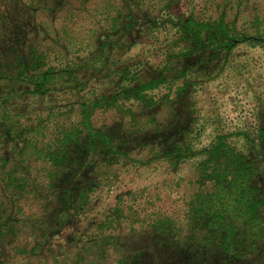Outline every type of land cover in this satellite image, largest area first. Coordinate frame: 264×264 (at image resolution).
<instances>
[{"label": "rangeland", "instance_id": "374dc122", "mask_svg": "<svg viewBox=\"0 0 264 264\" xmlns=\"http://www.w3.org/2000/svg\"><path fill=\"white\" fill-rule=\"evenodd\" d=\"M62 1L56 11L37 16L33 42L41 65L22 70L32 76L20 75L23 87L36 89L39 74L33 75L48 65L60 70L81 64L83 70L43 97L24 96L8 111L10 101L0 103V223L23 219L2 240L0 264H264V239L247 241L233 232L229 249L238 255H230L224 252V226L213 233L205 222L189 221L195 194L213 189L216 171H209L222 160L216 159L219 148L227 160L243 156L234 166L252 162L257 176L250 181L259 179L257 186L264 188V46L237 42L218 51L215 37V21L234 31L264 32V0ZM142 67L144 76L137 72ZM154 77L162 84L140 94L154 107L142 109L120 92ZM76 83L80 90H70ZM85 93L94 101L93 131L111 138L110 125L117 124L130 140L115 159L102 138L101 145H92L93 139L81 145L104 158L94 154L96 162H86L90 173H83L81 185L95 186L90 184L85 205L70 216L61 212L76 200L78 188L57 205L47 183L54 173L52 151L79 122L77 104ZM6 115L14 125L2 119ZM164 140L174 155L157 146ZM207 157L201 174L199 162ZM234 179L225 183L223 192H232L225 204L243 194V188L234 192L241 176ZM55 217L61 220L52 223ZM156 222L158 240L151 235ZM135 249L145 254L131 261Z\"/></svg>", "mask_w": 264, "mask_h": 264}, {"label": "trees", "instance_id": "16d2710c", "mask_svg": "<svg viewBox=\"0 0 264 264\" xmlns=\"http://www.w3.org/2000/svg\"><path fill=\"white\" fill-rule=\"evenodd\" d=\"M62 2V0H0V75L3 77L2 80L0 79V103L10 101L9 105L5 106L6 111H8L10 105H17V100H21L24 96L37 95L43 97L51 93L53 90L57 89L58 84L77 79L75 72L83 70L81 64H73L71 67L60 70L54 68L52 65L43 68L38 67L39 72L33 75L37 76L39 74V81L36 84V89L30 90L23 87L25 85V77L32 78V76L23 73L22 70L28 69L30 64L36 63V66L41 65L40 62H36L40 61V56L37 55L36 45L34 43L36 42L34 40L38 37L37 32L39 31V19L37 16H39L41 11H49L51 13L56 11ZM215 30H217L215 31V37L218 36V51H221L220 46L229 50L231 47L236 46L238 44L237 42H248L250 44H260L264 46V32L249 33L245 30L234 31L230 30L223 22L218 21H215ZM137 72L142 73L143 76L145 75L143 67ZM22 74H25V77L20 76ZM161 84L162 81L154 77V79L149 81H138L131 87L124 86L121 88L120 92L124 97H132L139 101V105L142 109H149L154 107L155 103L153 101L150 103L149 101H146L147 103L144 102L140 94L145 89H153ZM78 85L79 83H76L73 87H70V90H80L77 88ZM81 99L84 100V102L77 104L79 113L81 114L78 119L79 122L75 126L68 128V133H66L65 137H62V139L58 140L56 143V145L61 146L52 151L51 155L53 162L51 164L54 173L51 174L47 183V187L51 190L49 192L50 197L59 201L57 205H62V203L68 200V193L71 194L73 189L75 192L76 188H78V193L75 195L76 200H74L71 206L68 205V208L66 210L63 209L61 212V214L70 212V216L78 213L80 208L85 205L88 194L91 192L90 190L92 188L90 184L95 186L94 181L86 182L81 185V176H83V173H86V175L90 173V168L86 165V162H96L94 160V154L100 156L99 158H104L102 157L103 152L91 154V151L94 150L90 151L87 148H82L81 145H85L84 143L86 141H89L88 145H90V139H93L92 145H101V140H98V138H102V143L104 145H110V149L114 152L113 156H115V159L118 157V154L122 152L120 150L122 149L121 147H123V145H128L130 140L127 134L119 131L117 124L110 125V130H112L110 131L111 138H106L101 131H93L92 125L89 124V112L94 101L87 100L88 97L86 93ZM30 106L29 104L27 107ZM182 112H184V109ZM2 119L4 121L9 120L12 125L15 123V120L9 115H6ZM83 121H85L84 125L82 123ZM77 125H82L90 129V132H88V130L79 129ZM182 127H188V123L185 122ZM166 128L168 129L169 127ZM167 129H164L162 133L165 134ZM28 130H31L30 127ZM84 133H87L89 136H87V138L84 137ZM0 138L4 139L5 137L4 135H0ZM178 144L179 145H175V147L179 150V156H182L184 153L183 145H181V142ZM157 146L163 151H167L169 154H175L172 145H166L165 140ZM220 147L222 146L220 145ZM82 149H85L87 153H85L86 151L83 152ZM217 152L218 155L216 159L218 160L219 157H222V160L219 164L218 161H215L214 166L216 168L214 167L209 171L214 173L216 171L212 177L214 180L213 189L205 194H195L190 203L189 221L197 219L199 224L205 222L208 229L213 233H215V227L224 226L222 227L224 234L223 243L226 246L224 247V252L230 255H238L237 249H229L233 246L231 239V234L233 232H236L239 239H244L246 237L247 241H260L264 239V211H259L262 208V205L259 203H264V188L257 186V184H261V180L256 179L250 181V177L253 178L257 176V169L252 162L246 163L243 168L239 164L234 166V162L242 160V155V157H235L230 161V159L227 160L224 158L222 155L223 153H221V148H219ZM208 157L204 161L199 162V172L201 174L205 170L204 167H201V164L204 165L205 163H209ZM95 168H97V166H93L92 170ZM11 174L12 171L11 173H7L6 171L5 176L10 177ZM237 176H241V180L238 181L240 183L236 186L234 192L237 194L243 188V194L241 197L235 196L234 201L225 204V200L229 201L228 196L232 195V192H223L226 187L225 183L234 182V178ZM10 178L21 181V184L25 186L29 183L26 177L12 176ZM54 194L58 197H55ZM247 202H250L251 215H247L246 210L250 208L247 206ZM2 204L3 202L0 201V206ZM223 205L226 207L221 208ZM257 205L258 208L255 209ZM41 207L44 206L41 205ZM227 207H229V209H226ZM222 212H226L227 215L224 216ZM1 214L2 208L0 207V216ZM68 216L69 215L63 217V215H61V217L65 219H68ZM59 219L60 217H55L51 221L52 223H56ZM22 222L23 219L14 218L11 224L4 225L0 223V257L4 256L5 250L2 240H4L7 234L14 233L15 230H17L16 226L23 224ZM157 222L153 224V233L151 234L154 235L152 237L156 240L160 237V235L158 236L157 234ZM49 228L48 225L44 228L45 236H47ZM193 230L196 229L193 228ZM241 231L243 234L240 233ZM219 232L222 234L220 230ZM143 254H145L143 250L135 249L131 261L135 259L138 260ZM139 264L145 263L139 261Z\"/></svg>", "mask_w": 264, "mask_h": 264}]
</instances>
